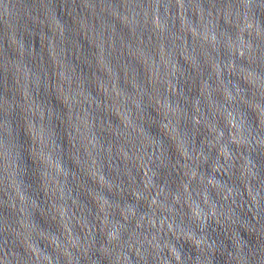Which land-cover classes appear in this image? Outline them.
Masks as SVG:
<instances>
[{"label":"water","instance_id":"1","mask_svg":"<svg viewBox=\"0 0 264 264\" xmlns=\"http://www.w3.org/2000/svg\"><path fill=\"white\" fill-rule=\"evenodd\" d=\"M0 264H264V0H0Z\"/></svg>","mask_w":264,"mask_h":264}]
</instances>
